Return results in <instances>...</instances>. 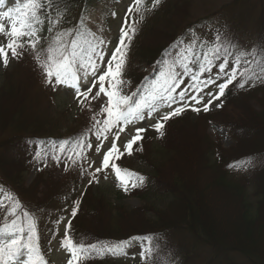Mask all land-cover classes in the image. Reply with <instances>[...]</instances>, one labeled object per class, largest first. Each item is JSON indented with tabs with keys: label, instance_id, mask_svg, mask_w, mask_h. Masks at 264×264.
<instances>
[{
	"label": "snow or ice",
	"instance_id": "1",
	"mask_svg": "<svg viewBox=\"0 0 264 264\" xmlns=\"http://www.w3.org/2000/svg\"><path fill=\"white\" fill-rule=\"evenodd\" d=\"M161 2L133 0L113 42L103 35V26H96L87 9L71 27H62L69 8L67 0H14L13 6L0 0V66L7 68L11 61L30 56L46 87H63L81 112L91 113L90 125L76 136L46 144L41 141L34 151L35 162L43 167L54 162L62 165L64 172L78 169L81 178L87 177L88 185L99 182L98 174L107 179L110 170L116 186L127 193L130 188L141 187L145 177L119 166L117 161L125 154L142 151L140 142L148 128L162 137L165 123L186 110L199 113L222 107L218 102L230 86L244 90L264 84V43L243 48L219 28L208 36L191 28L165 49L153 67V78L145 77L141 87L125 93L123 73L131 41L145 13ZM110 14L116 15L114 11ZM90 25L96 26L95 30ZM94 102L99 104L96 111ZM154 117V123L135 127V134L118 146L120 134L128 126ZM110 136V147L102 153V159L91 161V137L97 142L95 152L101 154ZM0 194V264H48L41 247V217L37 215L44 210L26 209L15 195L2 188ZM80 203V199L72 201L69 216L53 221V236L67 221L60 239V248L68 256L66 264H86L107 255L127 259L132 247H139L140 264H168L171 258L166 259V244L159 234L137 235L114 243L75 240L72 218L77 216Z\"/></svg>",
	"mask_w": 264,
	"mask_h": 264
},
{
	"label": "rangeland",
	"instance_id": "2",
	"mask_svg": "<svg viewBox=\"0 0 264 264\" xmlns=\"http://www.w3.org/2000/svg\"><path fill=\"white\" fill-rule=\"evenodd\" d=\"M132 0H92V2H89V7L87 9L88 14L91 16V19L96 21V26H103L104 33L103 35L113 42L118 38L119 35V29L121 24L124 21L125 15L127 13V9L129 6H131ZM166 1V2H165ZM164 3L161 8H164V5L172 4L170 0H162ZM232 2V0H185L183 2H180L176 7H183L182 4H186L187 13H181L179 10L178 12H171L167 14L166 12L163 13L161 18H159L157 21L153 23L155 26V31L149 36L147 43L145 45H148L149 42L152 43V45H157L159 43L158 34L164 30L168 29L170 27H173L175 29V25H178V27L182 24V26H185L184 23V16L188 18V21L192 17H198L200 15H206L212 12H216L222 5L228 4ZM7 3H14V0H7ZM148 4H150V0H147ZM245 4V3H244ZM244 4L242 5V8L244 7ZM120 5V8L122 9V13L116 22L110 21L108 25L105 24L106 18H102L104 15H106L108 12H110L114 7ZM103 14V15H102ZM152 16L151 18H153ZM187 19V18H185ZM152 20V19H151ZM119 24V25H118ZM150 24V23H149ZM152 25V26H153ZM93 25H90V27H93V30H95V27ZM118 26V27H117ZM209 30L207 29L206 25L202 26L199 31L202 33L210 32V28L213 27V25H208ZM242 29L240 30V33L236 35V40H238L239 45L241 43L243 44V41L241 39V33L246 31V35L251 36V31H248L249 29H252L253 26H250L248 24V21L246 23L242 24ZM177 29V28H176ZM247 29V30H246ZM264 34V33H263ZM261 34H259L258 28H257V36L254 39L260 37ZM157 37V38H156ZM3 38H0L2 40ZM111 46V45H110ZM244 48V47H243ZM26 57V56H25ZM15 60L11 61L9 66L7 68H4L0 66V93H2V96H5L6 101L3 104V108L6 107L7 100L11 103H14L17 101V93L20 94L23 93V90L19 88V83H16L14 80L17 78L16 67L14 66ZM19 81L22 80L21 76H18ZM30 80L32 81V84H30V93L31 97L33 99V104L31 106H35L34 100L36 98H39V93L43 94L47 97L49 104L42 102L39 104V106H36L38 110V121L34 119L31 123H42L41 126H43V123H46V117L45 112H50V118L54 119L57 118V122L60 125V128H57L58 131L56 132V136L58 140L71 138L76 136L79 131V128L76 127V117L80 115L79 113H84L86 115L85 118H88L90 121V115L91 113L85 111L81 112L79 106L76 104L74 98L72 95H69L66 93V90L63 87H60L56 90H53L50 87H46L44 83L42 82V77L36 78L35 75L30 77ZM131 85V84H130ZM4 88V89H3ZM43 88L49 89L51 91H47ZM125 93H131L133 90L129 88V84L125 83L123 85ZM243 95V94H242ZM245 96V95H244ZM244 96L240 97L243 98ZM261 98V96H260ZM14 100V101H12ZM223 99L221 98V101L218 103H222ZM238 101H235L236 105V112L240 115L244 116L239 117L240 119V125L241 127L238 128V132L240 133L242 139L247 138L248 136L251 137L248 141L255 143V145L260 141L264 142V127H260V125L264 124V98H261L259 102V96L255 98V96H251L246 98L243 102V104L237 103ZM237 103V104H236ZM99 109V104H95L94 102V111ZM218 108L212 107L208 112H193L191 110H186L184 113H188L190 116L188 117L189 121H193L199 114H209L217 110ZM167 110V109H166ZM12 111V110H11ZM10 115H13L14 113H11ZM246 111H249V115H254V113H257V116H255V121L258 122L254 124L251 120H246L245 118H248L249 115ZM0 116H9V111L5 112L0 111ZM230 113V112H228ZM16 114V113H15ZM54 115V116H53ZM84 117V116H83ZM16 121V119H13ZM155 122V117L151 120L145 122H141L135 126H128L124 133L120 134V139L117 141L118 146H121L131 137V135L135 134V127H141V126H147V124H151ZM175 123H178V121H175ZM84 125V122L82 123ZM47 126V123L46 125ZM260 128H259V127ZM183 126H180L178 128H182ZM71 128V129H70ZM202 132L198 131L199 133H195L196 130H188L187 132L179 135L177 137L175 148H164L163 144L159 141V137L153 134V141H150L148 148V154L149 156L156 161V171L158 174L162 176H168L170 177V180L174 178V176H177L181 179L183 182V187L181 191L185 190L186 194H184L185 202H181L180 204H176L173 202H170L169 196L164 195H152L147 194L144 197H139V195L126 197L121 196V190L118 188L117 181L115 179L114 173H112L110 170L106 173L107 179L104 178L103 175L98 174L99 176V182L95 183L93 188V194L94 192L98 195L104 196V198L108 199V201L111 202V204L115 205V208L120 207L119 210V216L118 219L115 220L112 212L110 209L104 205L100 204L98 206V209L95 207V214L92 215V220L90 223L93 227V221L94 223L99 222V226L93 227L95 232L99 231H107V233L111 234L112 236L118 235L120 237L136 234V233H144L147 232L149 229L146 227L142 230H135V232L127 233L125 232L126 224H131L133 221H141L145 223L147 226H150V223L153 221L150 219V221L147 220V216H143L144 213L139 207L143 206V204L147 205H154L156 207V210H154V214L157 212L159 215L164 213L163 218L166 216H169L173 220H183L186 217V210L187 207L190 206L192 208L193 217L195 220L199 221L202 225L206 226L207 219H203L202 214L200 213V208L198 210H195L194 203L196 202V198L198 193L203 192L204 194H211L214 192L215 189L220 190L223 193L233 195L238 203L237 206V217L239 221V225L242 228L243 232L246 234V236L251 237L255 236L257 239L264 237V226L262 224L253 223L250 225H246L241 218H239L240 211L242 209L241 200L237 198V195L235 193H228L225 189L221 188L220 185L217 183V178L212 176V169L210 162L207 161L209 159V156L201 155L200 147L201 145H204L206 143L205 140H203L202 134H205V131L201 129ZM209 133L212 135V138L214 139H220L223 144L227 145L230 143V140L228 138V135L225 133L226 131L222 129L221 127L218 128V125L216 123H213L209 129ZM146 132L149 133H156L153 129L148 128ZM145 132V133H146ZM202 133V134H201ZM256 133V134H255ZM4 134V133H3ZM189 135L192 137L191 139L187 140L186 142L182 143L181 138L185 135ZM254 134V135H253ZM252 135V136H250ZM248 137V138H249ZM93 142V149L89 152V159L93 162H98L102 159V153L104 151H107L108 147H110L111 143V136L108 140L104 141L101 154H96L95 152V144L97 143L95 141L94 137H91ZM204 143V144H203ZM46 144V143H45ZM191 144L192 147L188 149V145ZM37 146V145H36ZM259 149V147L256 145L254 149ZM33 149V148H32ZM36 149V148H35ZM34 149V150H35ZM194 150V151H193ZM176 153V155H175ZM129 156V155H127ZM131 157V155H130ZM186 161H192V164L188 167H184L183 164ZM200 161V162H199ZM32 166L28 174L22 175L23 179L19 177L21 176V173H18V170L13 168L10 174L6 171L8 176H11V179H13L12 176H14L16 179L20 178V182L22 183V189L25 190L28 188V186L32 183L34 180H38L35 182L34 186H36V191H42V190H49L54 191L61 189L62 187H66L68 183H71L74 181V178L72 174H76L77 179H82L80 176V173L78 169H71L68 171V175L66 177H61V170L63 169V166H57L54 162H49V166H53V169L50 172H45L42 175V178H36L38 173L43 169V165L41 163H37L34 161V159L31 161ZM136 167H139V163H134ZM142 165V164H140ZM9 166V165H7ZM86 166V165H85ZM51 168V167H50ZM8 170V169H7ZM205 174L210 175L212 178L210 181L203 182L200 185H197V181L201 180ZM23 181V182H22ZM188 181L192 182L191 187H188ZM39 182V183H38ZM43 184L44 187H41V185L36 184ZM66 188H63V191H65ZM33 190L28 189V192L31 193ZM235 194V195H234ZM2 195V194H0ZM210 198V197H209ZM211 198L213 200H210V203L216 208L214 212V216L218 219L226 218L229 216V209H232L231 205H227L225 201L216 199L215 196H212ZM210 198V199H211ZM170 202V203H169ZM72 203V202H71ZM169 203V204H168ZM199 205V204H198ZM261 205V204H260ZM62 202H56L54 206H52V210H55L57 208L62 207ZM117 206V207H116ZM223 206L224 209L221 207ZM178 209H182L183 213L180 218H175L176 211ZM127 210V211H126ZM128 210H131L133 212H128ZM134 215L128 217L126 214H132ZM261 218L264 220V203L261 205V212H260ZM155 216V215H154ZM68 217V216H66ZM159 216H157L158 219ZM234 217V216H232ZM130 221V222H129ZM154 222V221H153ZM262 222V220H261ZM67 221L65 220L62 222L58 227V233L55 235V239L62 238L61 232H64V227L66 225ZM208 232L214 236H216V232H214L212 229L208 228ZM185 239L184 241H186ZM253 244V243H252ZM43 250H46V247L44 245L41 246ZM199 249V248H198ZM261 255L264 257V250L262 251ZM257 254V253H256ZM208 253L203 251L202 253L197 251L192 256V260L190 261V264H199L202 262L203 259H206L208 257ZM201 257V258H200ZM237 262L242 263V258L237 257ZM68 259L67 254L65 251H63L60 248V244H57L55 242L50 243V250L47 257V261L50 264H66V261ZM201 259V262H200Z\"/></svg>",
	"mask_w": 264,
	"mask_h": 264
},
{
	"label": "trees",
	"instance_id": "3",
	"mask_svg": "<svg viewBox=\"0 0 264 264\" xmlns=\"http://www.w3.org/2000/svg\"><path fill=\"white\" fill-rule=\"evenodd\" d=\"M83 1L84 0H67V3L69 5L68 11L73 6H77L80 2H83ZM181 2H183V1L181 0ZM182 5H183V7H180L179 10L181 11V13H184L186 11V4H182ZM62 7H63V5H62ZM177 26L178 25H175V28ZM173 30H174L173 27L162 30L158 34L159 35L158 36L159 43L157 45H148L147 47H145L146 55L157 59L156 56L163 52L160 50L162 48L166 47V45L173 39V36H172L170 38V40L168 42H166L165 45H163L164 42L168 39V37H170ZM173 41H172V43H173ZM236 95H237V93L235 95H231V92H228L227 93V100H226L228 102V103L226 102L227 105H225V107L216 115L217 120L220 121L222 125L226 126L229 129L232 137L235 139V144H234V146L229 148L226 152L220 154L218 156L217 160L207 159V161L210 162L211 169L213 172L212 176L217 178V183L220 185V187L225 189L228 193H235L237 195V198H239L241 200V205H242V209L240 211L241 220L246 225H250V224H253L255 222L258 224H262L264 226V220L260 216L261 215L260 214L261 205L264 203V180H263L262 185L255 186V193L254 194L256 197L259 198V201L256 203H253V204L248 201V197H247L246 185H251V182L249 180H247L246 178H243V177L241 178V180H238L235 182L230 181V180L229 181L226 180L227 168L231 163L235 164V163L240 162L243 159L250 157V156L264 155V142L260 141V143L258 142L256 144L259 147V149L250 150L249 147H247L246 142H248V140L251 137L248 136L249 138L247 137L245 139H242L240 133L238 132V128L241 127L240 122H239L240 121L239 117H242V119H243L244 116H242L236 112L237 108L235 105V101H238L237 103L243 104L242 101H244L248 97H251L252 94L246 93V95L241 99L239 96H236ZM254 96H255V98L258 97L257 95H254ZM5 98L6 97L2 96V93H0V111H2V110H3V112H5V110L7 112L9 111V116H2V115L0 116V128H6V127L12 125L9 123H13V122L14 123H18V122L24 123L25 120H27L29 122H33L34 119L36 121H38V119L36 117H31V114L24 109V103H22V101H18L20 99L15 101L14 102L15 104L12 102L10 103L8 101L9 100L8 99L7 103H6V107L3 108V104L6 101ZM261 98H264V91H262ZM261 98L259 97V102H260ZM12 101H14V100H12ZM14 105H15V110L13 111L11 108L14 107ZM10 111H11V113L13 112L14 114L10 115ZM228 112H230V113H228ZM255 116H257V113H254V115H252L253 118H255ZM13 119H16V121H14ZM245 119L250 120L251 118H245ZM256 123H258V122H256ZM180 126H183V127L178 128ZM260 127H264V124L262 123L260 125ZM201 129H203V127H202V124L200 121L191 122L189 120H184L181 124H177V125L168 124V125H166L165 126L166 141H167L169 148L170 149L171 148L176 149L175 143H176L177 137L179 135L187 132L188 130H196L195 133H199L200 131L202 132ZM202 136L204 137L203 140H205L206 143L205 144L203 143L204 145H201V147H200L201 152H199V153H201V155L204 156V154L206 155L207 152H209L208 151L209 150V142L206 140L204 134H202ZM250 136H252V135H250ZM175 155H176V153H175ZM262 174L264 177V168L262 169ZM155 180H156L157 185L159 187L167 189L173 193V199L175 200L174 203L180 204L182 201L185 202L184 194H186V192H185V190L181 191V189L183 187V182L181 181V179L179 177L174 176L173 180L172 179L170 180L169 175L168 176H165V175L162 176V175L156 173ZM259 184H261V181ZM17 185L20 186V189L23 187L22 184H20L19 182L17 183ZM36 185H38V184H36ZM28 189H29V187L25 190L22 189L24 196H28V197L36 200L37 199L36 195H38V193L36 191V186H34V184L30 185V189L33 190L31 193L28 192ZM42 197H43V200H46V199H48L49 195L44 194V195H42ZM198 204L199 203H198V197H197L196 202L194 203L195 210L199 209ZM154 209L155 208H145V211H144L145 213L143 214V216H145V214L146 215L148 214L147 211H151V214H152ZM193 212L194 211H192V208H190V206H189V207H187V210H186L185 219L173 220L171 223H168L165 220V217L163 218V215H165L164 213L159 215L156 212L155 214H153V216L155 215L154 216L155 220H153L154 222H151V224H150V226H148V228H149V230H165V231H167L169 229H175V228L179 227L180 225H185V226L189 227L190 230L192 232H194L195 235L202 236L204 238L205 243L209 247H211L214 251H216L217 254H219L221 256H226V255L234 252V253H238L241 257L244 258L245 264H264V257L263 256L256 254L254 252H249L247 250L241 249V248L237 247L236 245H234L233 243H229L225 240H222L218 236H214V235L210 234L208 232L209 230L207 229L206 226L202 225L201 223H199V221L194 219L193 216L195 214L193 215ZM134 214H135V212L132 214H126V215L128 217H130ZM157 216H159L158 219H157ZM147 220L150 221V219H148V217H147ZM261 220H262V222H261ZM88 223L90 224V221H88ZM85 224H86V222H85Z\"/></svg>",
	"mask_w": 264,
	"mask_h": 264
},
{
	"label": "bare ground",
	"instance_id": "4",
	"mask_svg": "<svg viewBox=\"0 0 264 264\" xmlns=\"http://www.w3.org/2000/svg\"><path fill=\"white\" fill-rule=\"evenodd\" d=\"M15 104V103H14ZM13 111L15 110V105L14 107L11 108ZM247 114L249 115V111H246ZM248 118H251L250 120L256 124L255 119H253L252 115H249ZM254 135V134H253ZM189 135L186 134L181 138L182 143L186 142L187 140L191 139ZM247 147H249L250 150H254V147L256 146L255 143L253 142H246ZM192 145H188V149H191ZM256 149V148H255ZM192 164V161H186L184 162L183 166L188 167ZM211 176L208 174H205L201 180L197 181V185H200L203 182H207L211 180ZM192 182L188 181V187H191ZM193 185V184H192ZM212 196H215L216 199L223 200L226 202V204L229 206L231 205L232 209H229V216L226 218L218 219L214 216V212L216 208L210 203V200H213L211 198ZM211 194H204L203 192L198 193V203H199V208H200V213L203 216V219H207L208 222H206V227L207 229L210 228L214 232H216V236L221 238L222 240H225L229 243H233L237 247L247 250L249 252H254L259 255L263 253L262 251L264 250V237L257 239L255 236L248 237L246 234L243 232L242 228L239 225L238 217H237V200L233 195H229L226 193L221 192L218 189H215L213 193ZM211 199H210V198ZM222 209L223 206L221 207ZM183 210L178 209L175 214V218H180L182 216ZM234 216V217H232ZM240 218V214H239ZM165 220L168 223L172 222V218L169 216H166ZM93 223V227L99 226V222ZM126 229L125 232L127 233H133L135 230H142L148 227L145 223L139 221H133L131 224H126ZM149 229V228H148ZM131 231V232H128ZM253 243V244H252ZM262 256V255H261Z\"/></svg>",
	"mask_w": 264,
	"mask_h": 264
}]
</instances>
